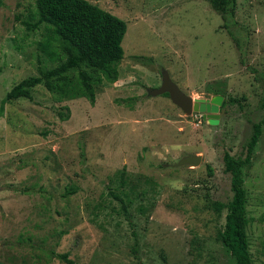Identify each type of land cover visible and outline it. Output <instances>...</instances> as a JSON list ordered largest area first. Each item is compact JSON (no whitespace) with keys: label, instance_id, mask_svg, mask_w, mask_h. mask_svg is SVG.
I'll list each match as a JSON object with an SVG mask.
<instances>
[{"label":"rangeland","instance_id":"obj_1","mask_svg":"<svg viewBox=\"0 0 264 264\" xmlns=\"http://www.w3.org/2000/svg\"><path fill=\"white\" fill-rule=\"evenodd\" d=\"M88 1L126 23L118 79L102 83L93 105L43 85L5 104L0 264H67L64 254L71 264H232L209 206L231 196L224 152L240 155L264 115V0H237L227 28L206 0ZM34 5L0 0V103L57 65L36 50L41 31L22 23ZM162 72L192 99L223 91L238 103L211 126L148 95ZM189 156L199 165H176ZM244 187L253 264H264V127ZM123 194L131 223L113 198Z\"/></svg>","mask_w":264,"mask_h":264},{"label":"trees","instance_id":"obj_2","mask_svg":"<svg viewBox=\"0 0 264 264\" xmlns=\"http://www.w3.org/2000/svg\"><path fill=\"white\" fill-rule=\"evenodd\" d=\"M206 1L222 19L223 27L227 28L226 24L233 20L237 0ZM28 18L22 22L27 33L41 31V38L36 42L37 52L57 65L39 69L37 76L14 85L0 103V117L5 104L18 99L31 100L32 90L39 85H43L60 101L85 98L93 105L96 90L102 83L113 84L117 81V67L124 56L121 43L126 33V23L123 20L88 0H35L34 10ZM214 94L223 97L220 113L228 105L238 103L237 99L223 91ZM260 107L264 112V91ZM60 116L68 119V115ZM263 127L264 115L251 124L250 136L240 155L234 157L224 152L222 161L224 172L230 176L231 196L225 203L213 201L209 206L223 220L215 240L230 255L232 264H253L247 235V192L244 182L245 171L252 165ZM123 173L122 169L120 174ZM72 192L67 190L66 194ZM123 195L125 197L113 195V198L120 203L121 212L131 223L127 195ZM139 211L142 212L143 208H139ZM57 257L71 264L65 254Z\"/></svg>","mask_w":264,"mask_h":264},{"label":"water","instance_id":"obj_3","mask_svg":"<svg viewBox=\"0 0 264 264\" xmlns=\"http://www.w3.org/2000/svg\"><path fill=\"white\" fill-rule=\"evenodd\" d=\"M167 94L171 102L178 107L183 113L191 115L193 113L202 114L208 124L215 126L219 122V108L222 104L223 97L215 95L211 99H192L184 94L170 79L166 72H162L161 86L156 90L148 91L150 96ZM200 163V157H184L177 166H197Z\"/></svg>","mask_w":264,"mask_h":264}]
</instances>
